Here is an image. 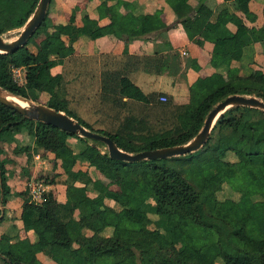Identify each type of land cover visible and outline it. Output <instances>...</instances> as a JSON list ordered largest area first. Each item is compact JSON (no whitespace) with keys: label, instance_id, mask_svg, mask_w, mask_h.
<instances>
[{"label":"trees","instance_id":"1","mask_svg":"<svg viewBox=\"0 0 264 264\" xmlns=\"http://www.w3.org/2000/svg\"><path fill=\"white\" fill-rule=\"evenodd\" d=\"M37 1L0 0V35L8 28L23 26ZM206 1L200 0L195 6H191L187 0H171V3L178 22L189 38L197 43H202L203 39L213 42L211 61L216 65L226 61L223 48L226 39L232 35L226 22L234 21L240 34L246 30V26L239 16L225 10H221L213 21L210 20L212 9ZM234 1L240 9L248 8L249 0ZM98 10L100 14L104 10L109 15L108 24L98 25L96 19L86 14L82 25L78 26L74 24L73 13L68 22L59 24L54 22L47 9L36 28L43 31L38 45L41 58L27 45L33 34L25 44L11 51H0V86L35 101H39L37 94L40 91H46L48 97L42 103L63 110L93 131L108 135L120 148L129 152L186 143L199 131L214 104L229 94L255 95L264 100V72L234 80L212 72L205 77L204 85L198 81L190 85L189 101L177 105L178 125L174 129L144 135L134 142L131 138L126 139L121 130L109 132L92 127L68 107L67 99L58 95L57 86L61 84L62 76L52 73L51 68L73 52V42L79 35L95 38L113 33L119 38L125 36L127 38L124 39H130L168 27L158 15L122 14L115 6H108L105 0L98 5ZM62 35L67 36L66 40ZM51 54L56 57H51ZM239 54V50H235L232 56ZM13 65L25 68L23 82L13 78ZM118 86V89L112 88L114 93L145 103L158 94L144 93L127 76L119 78ZM158 103L166 105L165 101ZM216 131H220V135L214 140ZM16 133L29 134L36 146L53 152L52 166L56 167L59 161L65 175L62 182L66 185V194L73 201L72 209L78 211L77 217L51 192H43L41 200L37 202L30 199L26 189L17 192L24 196L20 215L23 223L31 225L41 220L46 224L47 244L44 250L58 264H201L191 261L181 251L180 247L186 244L200 250L213 264L218 261L220 264H264V174L254 179L249 173L253 166L264 164V109L240 104L229 106L217 117L208 138L198 149L181 155L135 161L112 158L107 150L99 147V144L106 145L104 142L26 117L0 101V141L12 140ZM227 133L230 139L227 145L221 146L220 142L228 136ZM69 137L81 144L86 141V144L77 151L69 144ZM229 154L245 165L241 169L239 182L235 181L233 174L225 180L217 178L220 171L234 169L227 157ZM78 157L84 158L94 168L113 170L120 179L119 189L105 188L103 182L92 178L88 171L75 169ZM212 157L226 159L215 163ZM200 162L203 163L199 165ZM5 170L0 158V194L3 197H7L9 192ZM200 172L216 185L233 179L237 197L218 198L204 193L201 190L203 181ZM88 183L92 184L95 195L88 193ZM140 183L151 187L154 198L132 210L134 191ZM105 197L126 210H132L131 214L124 215L112 205L105 206ZM236 208L251 217L252 235L246 234L243 221L233 212ZM149 213L155 218H151ZM150 224L153 227H149ZM106 227L127 229L131 239L140 240V250L136 252L131 248L129 237L100 235ZM86 230L91 233L88 234ZM33 247L35 250L39 248L35 244ZM166 250L172 254L168 255ZM0 264L24 263L21 256L14 254L8 246L0 245ZM30 264L43 263L34 258Z\"/></svg>","mask_w":264,"mask_h":264},{"label":"crops","instance_id":"2","mask_svg":"<svg viewBox=\"0 0 264 264\" xmlns=\"http://www.w3.org/2000/svg\"><path fill=\"white\" fill-rule=\"evenodd\" d=\"M102 1L51 0L47 9L55 23L68 22L73 13L74 24L78 26L82 25L83 16L86 14L96 19L98 25L104 26L110 22V17L104 10H101L100 14L98 5ZM105 1L108 6H115L116 10L122 14L158 15L163 24L168 27L130 39H124L127 38L125 36L119 38L113 33H106L95 38L86 34L79 35L73 42V52L64 56L51 68L52 73L62 76L61 84L57 86V93L68 100L70 109H72V101L69 95L72 90L84 91L86 87L96 90L97 85L103 81L102 86L113 95L115 91H112V88L118 89L119 78L122 76H127L146 94L151 92L161 94H156V102L162 101L159 98L165 95L174 104H184L189 101L190 85L194 81L204 85L205 77L212 72H218L225 79L230 80L264 72V0H249L246 10L240 9L234 0L206 1L207 6L212 9L210 20L213 21L221 10H225L229 14L239 16L246 26V30L240 34L236 31L234 21L226 22V27L232 32L223 48L226 61L218 62L216 65L211 61L213 42L203 39L202 43H197L189 38L182 24L178 22L171 0ZM187 1L191 6H195L200 0ZM62 37L65 40L67 38L66 35ZM29 49L36 51L37 48ZM235 50H239L238 56H232ZM51 57L56 56L51 54ZM106 96L107 99L109 95ZM116 96L122 99V103L139 101L121 96L119 93H116ZM47 97L46 91H40L37 94L39 100L37 102H43ZM149 103H153L152 100ZM93 104L95 105V102ZM77 107V111L81 112L79 116L87 120V117L82 116L84 107L81 104ZM86 108V111H91L92 107L88 103ZM68 142L77 144V139L69 137ZM0 146V158L6 169L4 177L9 187L7 197L0 194V245L8 246L14 254L20 255L24 264H30L34 258L43 264H58L44 250L47 244L46 224L41 220H36L31 225L23 223L20 215L24 196L18 195L17 192L26 189L33 202H37L36 196H39L38 200H40L43 192H51L70 208L69 203L73 201L66 194V185L60 180L64 178V173L59 161L57 160L56 167H53V152L36 146L33 138L26 133H16L12 140H1ZM80 147L77 144V151ZM260 165L264 164H257L249 170L252 178L256 179L264 174V171H260ZM74 168L88 171L92 178H100V175H103L99 170L102 167L94 168L82 157H78ZM46 172L53 173L54 176H51V179L43 178L42 181H38L37 177ZM56 173H60V176L55 177ZM255 173L261 175L256 177ZM110 175H112L110 172H106V176ZM33 183L40 185L41 194L31 195L30 186ZM87 186L88 193L95 195V190L91 189L92 184L88 183ZM110 189L118 190L119 186ZM111 200L105 197L104 205ZM34 244L39 248L35 250Z\"/></svg>","mask_w":264,"mask_h":264},{"label":"rangeland","instance_id":"3","mask_svg":"<svg viewBox=\"0 0 264 264\" xmlns=\"http://www.w3.org/2000/svg\"><path fill=\"white\" fill-rule=\"evenodd\" d=\"M22 27L23 26L16 27V28H10V29L8 28L3 33L2 37H4L5 40H8V39L12 40L19 34ZM42 37H43L42 28H38L33 33V36L31 37L30 42L27 44L28 47L31 49L37 48L36 51H33V52L34 53L38 52V58H41L38 45H39V40ZM102 84H103V81L97 85L96 90L86 87L84 91L78 90L74 92V90H72V93L70 95L68 94L70 97V101H72L71 108L74 109V111H76L75 113H77V115H81V112L77 111L78 110L77 105L81 104L84 107L82 109V116L84 118L87 117L86 121L90 125H92V127L101 128L109 132H115V131L121 130L122 134L126 135V139L131 138L132 141L136 142L141 139V136L151 135L155 132H161V131L168 130V129H174L178 125V120L176 117L177 110H178L177 109L178 104L172 103L170 99L164 100L166 102L165 106L163 104L160 105L158 102H156L155 97L152 99L153 103H149V102L145 103L141 101H134V102L128 101V102L122 103V99L120 97H117L118 95L116 96V93H114L113 95L110 94L111 92L109 93V91L104 86H102ZM105 95L107 96L109 95L111 97H108L106 99ZM34 102H37V101H34ZM93 102H95V105L93 104ZM88 103L93 108V109L90 108L92 112L86 111L87 110L86 106L88 105ZM214 135H215L214 140H216V138L220 135V131L219 132L216 131ZM227 135L228 136H226L224 140H221L220 142L221 146L227 145L229 134L227 133ZM69 144L74 149L77 150V144L80 145L81 142L80 141L78 142L77 140V144L76 142L75 144L74 142L73 143L70 142ZM85 144H86V141H83L82 144L80 145L81 148L84 147ZM99 147L103 151L107 150L106 145L99 144ZM227 157L230 158V160L233 162V165H234L233 167H235V170L234 169H230V170L224 169L217 174L218 175L217 178H219V180H225L227 177L233 174L235 177V181L239 182L238 178H240L242 174L241 169H243L245 165L241 163H237V161L231 154H229ZM211 159L215 163H219L223 159H226V157H223L221 159L220 157L219 158L212 157ZM202 163L203 162H200L199 165H201ZM255 166H253L252 168H254ZM260 166H261L260 171H264V165L263 166L260 165ZM99 170H101L102 174L105 175V177L103 175H100V178H97V179L103 182L105 188H118L120 179L113 170L109 171L105 167L99 168ZM106 172H110L112 175L106 176ZM200 173H199L200 179L203 181V187L201 190L204 193L208 195H212L214 197H218V198H222L224 196L237 197V191L234 190L235 188L232 183L233 179L226 180L221 185H216L210 182L202 173L201 174ZM255 175L257 177L259 173H255ZM50 176L53 177L54 174L46 172L42 176L39 175L37 179L38 181H42L43 178L51 179ZM56 176L57 177L60 176V173H56L55 177ZM139 185H138L139 187H137V189H135L134 191L132 210L137 209L142 202L151 201L154 198L153 191L149 185L144 184V183H140ZM38 199L39 198L37 196L36 201L41 200V199L40 200ZM72 204L73 203H71L70 201L69 203L70 208L73 206ZM105 205L106 206L112 205L114 208H116V210H118L124 215L125 214L129 215L131 214V211H132V210H126V208L120 206L119 203L115 202L114 200L108 201L107 203H105ZM71 210H72V213L75 212V216L78 217V211L73 210V209ZM233 212L243 221L245 225L246 234L252 235L251 217L247 213L243 212L240 208L234 209ZM149 216L151 218H155V216L152 213H149ZM149 227H153V224H150ZM86 232L88 234L91 233L90 230H86ZM111 234L119 238L129 237L127 229L117 228V227H106L105 230L100 233V235H104V236L111 235ZM128 239L132 243L131 248L134 249L136 252L139 251L141 248L140 240L137 238L131 239L130 237ZM177 246L180 247V244H177ZM180 248L182 249L181 250L182 252L188 255L191 261H195L201 264H213L210 258L205 256L200 250L193 248L189 244L183 245ZM166 251L168 255L172 254L171 251L169 250H166ZM218 260L219 259H217V261ZM218 262L214 264H220ZM84 264H89V263H84Z\"/></svg>","mask_w":264,"mask_h":264},{"label":"water","instance_id":"4","mask_svg":"<svg viewBox=\"0 0 264 264\" xmlns=\"http://www.w3.org/2000/svg\"><path fill=\"white\" fill-rule=\"evenodd\" d=\"M49 2L50 0L37 1L32 14L25 21L19 34L14 39L5 40L2 35H0V51H11L20 45L25 44L29 36L34 33L36 28L40 25L41 21L45 17ZM8 94L21 98L24 97L11 93L0 86V101L10 107H13L22 115L53 124L59 128L77 133L81 136L100 140L106 144L110 157L126 161L164 158L174 155H181L186 152L198 149L208 138L210 130L217 117L229 106L240 104L264 109V100L255 95H246L240 93L229 94L214 104L205 117L199 131L186 143L144 149L137 152H129L120 148L108 135L85 127L77 119L66 114L62 110H58L42 102H34L27 98H24L27 99V103L23 105L10 100L7 97Z\"/></svg>","mask_w":264,"mask_h":264},{"label":"built area","instance_id":"5","mask_svg":"<svg viewBox=\"0 0 264 264\" xmlns=\"http://www.w3.org/2000/svg\"><path fill=\"white\" fill-rule=\"evenodd\" d=\"M11 72H12V76L13 78L17 81V82H23L24 81V76H25V68L23 66H12L11 67ZM160 100L164 101L166 100V96L162 95L160 96ZM40 185L37 183H33L30 186V192L32 196H36L38 194L41 193V190L39 189ZM37 197V196H36ZM39 198V196H38Z\"/></svg>","mask_w":264,"mask_h":264},{"label":"bare ground","instance_id":"6","mask_svg":"<svg viewBox=\"0 0 264 264\" xmlns=\"http://www.w3.org/2000/svg\"><path fill=\"white\" fill-rule=\"evenodd\" d=\"M4 38V37H3ZM5 39V38H4ZM7 97L14 101V102H18L20 104H23L25 105L27 103V99H24V98H21V97H18V96H15V95H11V94H8Z\"/></svg>","mask_w":264,"mask_h":264}]
</instances>
